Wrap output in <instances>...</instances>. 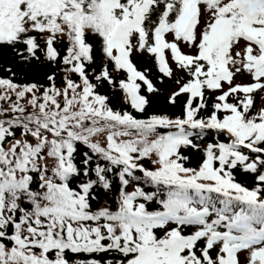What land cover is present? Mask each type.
<instances>
[{
	"label": "snow or ice",
	"instance_id": "1",
	"mask_svg": "<svg viewBox=\"0 0 264 264\" xmlns=\"http://www.w3.org/2000/svg\"><path fill=\"white\" fill-rule=\"evenodd\" d=\"M0 264H264V0H0Z\"/></svg>",
	"mask_w": 264,
	"mask_h": 264
}]
</instances>
